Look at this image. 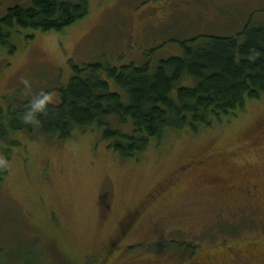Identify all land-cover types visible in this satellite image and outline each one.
Listing matches in <instances>:
<instances>
[{
  "label": "rangeland",
  "instance_id": "374dc122",
  "mask_svg": "<svg viewBox=\"0 0 264 264\" xmlns=\"http://www.w3.org/2000/svg\"><path fill=\"white\" fill-rule=\"evenodd\" d=\"M20 1L29 2L0 0V11ZM88 2L89 12L62 30L12 29L9 43L0 44V105L8 96L67 84L73 64L154 63L163 53L178 54L180 41L209 30L223 14L243 22L240 16L247 17L252 0ZM253 5L264 17V0ZM234 18L221 27L232 26ZM254 101L228 122L223 117L225 122L214 121L213 127L185 129L152 142L139 160L121 158L93 132L75 129L72 137L49 140L18 131L22 145L14 147L0 187L1 229L11 231L12 242L0 232L5 250H0V264H36V246L43 254L40 264H110L102 256L117 234L116 245L129 256L148 253L151 242L166 236L188 241L196 229L199 251L247 236L264 239L261 209L236 187L245 175L232 173L224 184L230 168L250 172L252 181L264 179V142L255 145L264 138L259 139L264 100ZM246 131H252L249 138ZM218 149L230 151L227 158L210 156ZM210 157L224 167L217 168ZM215 173L223 181H216ZM112 259L111 264L136 263Z\"/></svg>",
  "mask_w": 264,
  "mask_h": 264
},
{
  "label": "trees",
  "instance_id": "16d2710c",
  "mask_svg": "<svg viewBox=\"0 0 264 264\" xmlns=\"http://www.w3.org/2000/svg\"><path fill=\"white\" fill-rule=\"evenodd\" d=\"M26 2L12 3L6 11H0V44L9 43L16 26L62 30L89 12L88 0ZM251 5L246 6L247 17L240 16L243 22L234 15L230 18L223 14L225 18L220 22L207 26L209 30L198 26L203 31L180 41V53L168 57L163 53L154 63L148 60L121 66L100 61L73 64L65 85L28 96H8L6 105H0V187L9 173L8 160L14 147L22 145L16 136L18 131L49 140L72 137L75 129L93 132L98 141L106 142V147L121 158L139 160L154 141L159 144L169 134L185 129L213 127L214 121L225 122L223 117H228V122L232 115L238 117L249 109L255 99L264 100V17ZM232 18V26L221 27V23ZM45 96L43 107L34 108ZM251 132L246 131L244 137L249 138ZM259 142L263 143L264 138L255 145ZM229 153L218 149L212 150L210 156L226 157ZM214 175L216 181H223L218 173ZM231 175L224 178V184ZM259 214L264 219V211ZM131 224L132 221L126 225L128 229ZM3 226L0 224V235L11 242V231L5 232ZM14 230L20 233L19 229ZM117 237L118 234L102 256L110 264L114 257L125 261L129 258L135 264H156L163 259H178L183 251L193 250L192 242L178 241L180 236H166L151 242L148 253L129 256L116 245L121 236ZM36 248V264H40L43 254L41 248ZM0 250L5 251L2 247ZM198 253L203 255L204 251Z\"/></svg>",
  "mask_w": 264,
  "mask_h": 264
},
{
  "label": "flooded vegetation",
  "instance_id": "af4514ba",
  "mask_svg": "<svg viewBox=\"0 0 264 264\" xmlns=\"http://www.w3.org/2000/svg\"><path fill=\"white\" fill-rule=\"evenodd\" d=\"M210 158L216 162L217 168L224 167L218 162L220 160H216L212 157ZM222 158H227V156H222ZM196 162L199 163L200 161L197 160ZM239 170H243V168H239ZM235 172V168H230L228 173L231 174ZM239 174L245 175L243 181L241 180L236 185V187L239 189V192H241L245 198L248 199L252 207L253 205H258L259 207L264 208V203H258L264 202L262 201L264 200V190L262 188V186L264 187V180L262 182L261 180L258 182L257 179L252 181L249 179L250 172L248 173L246 171H239ZM233 184L234 183H232V185ZM225 185L227 184L225 183ZM261 211H263V209H261L259 213ZM184 230L189 232L188 229ZM189 233L195 234V237L191 236L192 238H189L188 241L180 239H178V241L187 244L188 242H192V251H183L180 258L178 259L175 257V259H163L161 262H157L156 264H264V241H262L264 239L257 237V235L247 236V238L241 239L239 241L233 240L231 242H223L220 247L214 248L213 250H205L204 254L200 255L198 253V229Z\"/></svg>",
  "mask_w": 264,
  "mask_h": 264
},
{
  "label": "clouds",
  "instance_id": "9594fccd",
  "mask_svg": "<svg viewBox=\"0 0 264 264\" xmlns=\"http://www.w3.org/2000/svg\"><path fill=\"white\" fill-rule=\"evenodd\" d=\"M47 99V96H45L43 99H41L40 101H38L36 104H34V108L40 109L43 107L44 104V100ZM27 118H31V117H27Z\"/></svg>",
  "mask_w": 264,
  "mask_h": 264
}]
</instances>
